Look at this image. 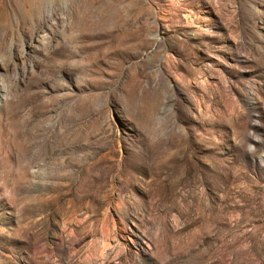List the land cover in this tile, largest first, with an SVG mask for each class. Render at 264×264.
I'll return each instance as SVG.
<instances>
[{
	"label": "rangeland",
	"instance_id": "1",
	"mask_svg": "<svg viewBox=\"0 0 264 264\" xmlns=\"http://www.w3.org/2000/svg\"><path fill=\"white\" fill-rule=\"evenodd\" d=\"M0 264H264V0H0Z\"/></svg>",
	"mask_w": 264,
	"mask_h": 264
},
{
	"label": "bare ground",
	"instance_id": "2",
	"mask_svg": "<svg viewBox=\"0 0 264 264\" xmlns=\"http://www.w3.org/2000/svg\"><path fill=\"white\" fill-rule=\"evenodd\" d=\"M106 243V242H105ZM108 245V244H107ZM104 246H105V244H104ZM106 247V246H105ZM109 247V246H108ZM106 249V248H105Z\"/></svg>",
	"mask_w": 264,
	"mask_h": 264
}]
</instances>
